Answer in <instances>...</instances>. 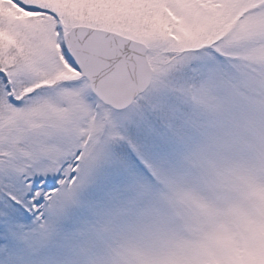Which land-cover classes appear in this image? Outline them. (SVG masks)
Segmentation results:
<instances>
[{"label":"snow or ice","instance_id":"obj_1","mask_svg":"<svg viewBox=\"0 0 264 264\" xmlns=\"http://www.w3.org/2000/svg\"><path fill=\"white\" fill-rule=\"evenodd\" d=\"M0 264H264V0H0Z\"/></svg>","mask_w":264,"mask_h":264}]
</instances>
